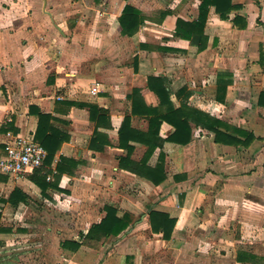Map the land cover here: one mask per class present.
<instances>
[{"label":"crops","instance_id":"obj_1","mask_svg":"<svg viewBox=\"0 0 264 264\" xmlns=\"http://www.w3.org/2000/svg\"><path fill=\"white\" fill-rule=\"evenodd\" d=\"M151 4L161 10L157 18ZM232 4L240 8L228 20L209 10L200 43L175 34L178 19H197L198 0H0V130L8 129L0 131V157L14 138L36 143L37 111L69 138L46 177L56 189L42 193L29 180L33 171L0 173V264H264V0ZM125 5L144 20L132 37L118 23ZM237 15L246 28L232 24ZM219 74L228 83L223 103L216 101ZM149 77L164 81L173 108L222 121L221 131L242 143L216 142L192 120L187 145L163 143L174 132L163 122L146 165L162 163L166 180L155 186L121 169L120 158L138 164L147 151L132 133L121 144L120 128L129 117L131 130L148 131V117L131 113L129 96L137 90L139 103L159 108ZM88 105L106 112L98 126ZM232 129L253 138L244 142ZM60 157L78 165L57 180ZM105 206L132 223L95 248L83 245L81 235L104 218ZM151 211L175 219L170 240L151 232ZM67 241L82 245L62 248Z\"/></svg>","mask_w":264,"mask_h":264},{"label":"trees","instance_id":"obj_2","mask_svg":"<svg viewBox=\"0 0 264 264\" xmlns=\"http://www.w3.org/2000/svg\"><path fill=\"white\" fill-rule=\"evenodd\" d=\"M198 17L196 20L191 22L182 21L180 19L176 22L175 34L176 36L190 40L193 36L197 35L200 37V43L204 38V28L206 25L209 10L214 9V12L221 20H228L229 15L239 10V6L232 4V0H198ZM143 17L137 9L130 5H125L121 15L118 19V23L121 28L123 35L132 37L134 36L141 25L143 24ZM232 24L238 29L246 28V21L243 17L235 16L232 19ZM203 47L199 46V50ZM224 75H218L217 90H216V101L223 103L225 101L226 88L228 83H222ZM148 88L153 91L159 98V108H147L144 104L138 101V91L133 90L132 95L129 98L132 100V114H143L148 117V131L141 133L133 131L129 128L130 118L124 119L120 128V143L124 142L127 132L132 133V139L134 142L140 143L147 147V151L144 159L138 164L127 163V157L120 158L119 166L121 169H127L133 174L145 178L153 185L158 186L166 180L162 163L158 164L154 168L147 167L146 161L152 155L154 150L160 145L159 129L163 122L168 123L174 128V132L162 142H168L180 146H185L191 141V125L190 122L198 121L201 122L205 128L215 134V141H225L228 144H240L242 143L239 139L228 135L221 131V129H227L222 121L217 119H210L208 122L202 119V114L196 110L191 109L187 106H181L178 109L173 108L169 101V92L164 85V81L160 78L149 77L147 79ZM262 99H264V92L259 96L258 104L262 105ZM70 104V103H69ZM84 106V105H79ZM143 107V108H142ZM90 119L96 122L98 126L100 123L98 120L103 119L105 111L99 109L94 105H88ZM32 112V109H30ZM37 128L34 134V141L38 143L47 153L44 165L42 168L34 170L29 176V180L40 188L42 193L48 188H57V183H46V177L52 174L51 165L55 159L57 152L60 150L62 144L68 141V136L64 135L60 130L52 125L53 118L49 115H45L37 111ZM2 133L8 131L7 128H1ZM233 133L244 137V142H248L253 138L251 133L245 132L239 129H232ZM93 142L99 138L97 132H95ZM234 138L232 141L224 138ZM126 141V140H125ZM127 142V141H126ZM92 143V142H91ZM91 145V144H90ZM122 146V145H121ZM92 147V145H91ZM78 162L72 159H66L60 157L59 162L55 166L56 175L55 178L58 180L63 174H72V171L76 169ZM16 192V191H15ZM9 198V202L12 201V196ZM26 202V197L22 199ZM105 216L98 223L91 226L86 235H81L82 244L92 248L97 247L96 243L105 241L111 237H118L124 232L132 223V216L124 213L122 216H118L117 209L112 206H105ZM149 223L151 232L154 234H161L163 240H170L172 232L175 226V219L171 218L168 214L151 211L149 213ZM1 218V217H0ZM3 229L0 228V233ZM82 244L75 242H64L62 248L77 250Z\"/></svg>","mask_w":264,"mask_h":264},{"label":"built area","instance_id":"obj_3","mask_svg":"<svg viewBox=\"0 0 264 264\" xmlns=\"http://www.w3.org/2000/svg\"><path fill=\"white\" fill-rule=\"evenodd\" d=\"M46 155L39 144L21 137L14 138L6 144L0 157V173L11 177L30 173L43 167Z\"/></svg>","mask_w":264,"mask_h":264},{"label":"rangeland","instance_id":"obj_4","mask_svg":"<svg viewBox=\"0 0 264 264\" xmlns=\"http://www.w3.org/2000/svg\"><path fill=\"white\" fill-rule=\"evenodd\" d=\"M150 2V1H149ZM152 5V4H151ZM152 8L149 10V11H152V16H155L156 18L158 17V15H159V13L161 12V10H160V8L159 7H157V6H155V4H153L152 6H151ZM93 11L92 10H88V12H87V25H93ZM94 57V56H93ZM95 58V57H94ZM94 61V60H93ZM40 240H42L41 238H40Z\"/></svg>","mask_w":264,"mask_h":264}]
</instances>
